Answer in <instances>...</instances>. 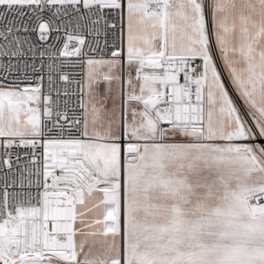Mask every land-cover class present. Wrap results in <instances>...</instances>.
I'll list each match as a JSON object with an SVG mask.
<instances>
[{
  "label": "snow or ice",
  "instance_id": "1",
  "mask_svg": "<svg viewBox=\"0 0 264 264\" xmlns=\"http://www.w3.org/2000/svg\"><path fill=\"white\" fill-rule=\"evenodd\" d=\"M0 264H264V0H0Z\"/></svg>",
  "mask_w": 264,
  "mask_h": 264
}]
</instances>
